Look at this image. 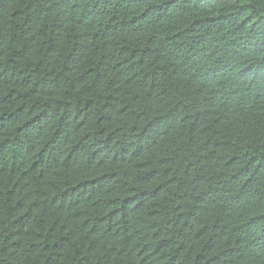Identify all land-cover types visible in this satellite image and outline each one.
<instances>
[{"label": "trees", "instance_id": "16d2710c", "mask_svg": "<svg viewBox=\"0 0 264 264\" xmlns=\"http://www.w3.org/2000/svg\"><path fill=\"white\" fill-rule=\"evenodd\" d=\"M0 264H264V0H0Z\"/></svg>", "mask_w": 264, "mask_h": 264}]
</instances>
